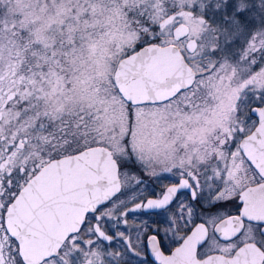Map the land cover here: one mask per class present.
<instances>
[{"label": "snow or ice", "instance_id": "obj_1", "mask_svg": "<svg viewBox=\"0 0 264 264\" xmlns=\"http://www.w3.org/2000/svg\"><path fill=\"white\" fill-rule=\"evenodd\" d=\"M0 264H264V0H0Z\"/></svg>", "mask_w": 264, "mask_h": 264}, {"label": "flooded vegetation", "instance_id": "obj_2", "mask_svg": "<svg viewBox=\"0 0 264 264\" xmlns=\"http://www.w3.org/2000/svg\"><path fill=\"white\" fill-rule=\"evenodd\" d=\"M151 190L158 193L161 190L160 183L159 182L152 183L151 184ZM147 218L148 219H161V217H156V216H151V217H147Z\"/></svg>", "mask_w": 264, "mask_h": 264}]
</instances>
